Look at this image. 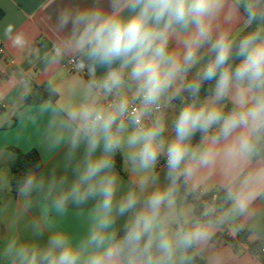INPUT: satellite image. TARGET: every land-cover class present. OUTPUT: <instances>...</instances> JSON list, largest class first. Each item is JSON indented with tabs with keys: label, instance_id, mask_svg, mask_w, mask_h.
I'll use <instances>...</instances> for the list:
<instances>
[{
	"label": "clouds",
	"instance_id": "clouds-1",
	"mask_svg": "<svg viewBox=\"0 0 264 264\" xmlns=\"http://www.w3.org/2000/svg\"><path fill=\"white\" fill-rule=\"evenodd\" d=\"M51 27L44 67L70 60L76 81L49 85L39 114L49 148H66L65 171L36 165L17 179L20 215L38 203L40 218L31 239L0 240V264H195L264 188V166L249 170L264 161V0H88L60 8ZM4 36L28 45L11 25ZM216 171L228 207L183 208L181 189ZM70 205L86 211L84 229H49Z\"/></svg>",
	"mask_w": 264,
	"mask_h": 264
},
{
	"label": "crops",
	"instance_id": "crops-1",
	"mask_svg": "<svg viewBox=\"0 0 264 264\" xmlns=\"http://www.w3.org/2000/svg\"><path fill=\"white\" fill-rule=\"evenodd\" d=\"M87 2L88 0H0V10L4 13L0 20V48L4 51V54L0 55V196L3 198L0 204V240H6L13 235L31 239L32 221L40 218L38 203L27 213L20 215L23 198L18 194L17 196L10 194L9 166L13 155L8 149L15 147L22 152L36 150L43 162L40 174L46 175L52 169L58 172L65 171L66 148L60 146L50 149L48 146L46 139L48 114L41 116L40 104L24 105L23 99L25 95L32 94L37 87L49 90V85L76 81L74 71L65 69L66 61L58 71L55 68L45 69L43 54L50 51L58 39L51 27L58 10L71 3ZM8 25L12 26L14 32H22L27 37L26 48L17 49L11 46L10 41L4 36V29ZM28 115L37 117L35 124L26 119ZM9 119L12 121L11 126L7 123ZM117 156L121 157L122 164L120 169L115 165V169L121 178V184L126 187L131 179L129 167L120 153H117ZM162 160L163 158L161 162ZM260 166H264V161H254L249 170H255ZM222 190L225 191L224 177L216 171L193 193L202 196ZM186 201L192 205L189 200ZM182 206L184 207V202ZM85 220L86 211L70 205L66 216L60 218L52 214L44 222L49 229L62 228L69 233L77 234L84 229ZM224 226L225 229L221 227L216 231L208 246L198 256L207 264H262L250 252L247 244L228 243L217 235L224 232L227 237L236 239L242 231H248L249 241L264 240V188L257 189L256 199L250 206L249 214L236 216ZM44 235L46 237L48 233L45 232Z\"/></svg>",
	"mask_w": 264,
	"mask_h": 264
},
{
	"label": "trees",
	"instance_id": "trees-1",
	"mask_svg": "<svg viewBox=\"0 0 264 264\" xmlns=\"http://www.w3.org/2000/svg\"><path fill=\"white\" fill-rule=\"evenodd\" d=\"M4 13L0 10V20L3 17ZM49 98V90H46L43 87H37L32 94L25 95L23 99L24 105H37L41 104L44 100ZM53 101L56 102L57 97H52ZM198 138V137H197ZM196 140L193 141L195 143ZM12 155L13 159L10 163V175H9V187L10 194L12 196H17L16 182L25 172L30 169H35L36 165H39V169H36L38 172L43 167L42 159L39 153L36 150H31L29 152H22L15 147H10L8 149ZM116 167L121 168L122 160L120 156L115 158ZM181 196L186 197L185 199L189 200L192 203L194 214L199 215L203 208L210 204H215L218 207H223L226 209L227 204H222L225 191H218L215 193H210L207 195L199 196L197 193H185L184 189H181ZM3 198L0 196V204L2 203ZM222 228L225 229V226L222 225ZM250 233L248 231H242L236 239L229 238L225 235L224 232H221L217 237H222L226 242L236 244L245 243L248 245L250 252L262 263L264 264V240L261 241H249ZM195 264H207L206 261L201 259L198 255L195 260Z\"/></svg>",
	"mask_w": 264,
	"mask_h": 264
},
{
	"label": "built area",
	"instance_id": "built-area-1",
	"mask_svg": "<svg viewBox=\"0 0 264 264\" xmlns=\"http://www.w3.org/2000/svg\"><path fill=\"white\" fill-rule=\"evenodd\" d=\"M3 54H4V51L0 48V55H3ZM64 67L66 70H68L70 72L75 71V69L73 67V62L70 60H66V62L64 63ZM161 164L163 165V160H162Z\"/></svg>",
	"mask_w": 264,
	"mask_h": 264
},
{
	"label": "rangeland",
	"instance_id": "rangeland-1",
	"mask_svg": "<svg viewBox=\"0 0 264 264\" xmlns=\"http://www.w3.org/2000/svg\"><path fill=\"white\" fill-rule=\"evenodd\" d=\"M9 171H10V169H9ZM161 181H163V175H161ZM187 199H184V207L183 208H185V209H192V211H193V206L190 204V203H188V201H186ZM194 212V211H193Z\"/></svg>",
	"mask_w": 264,
	"mask_h": 264
}]
</instances>
